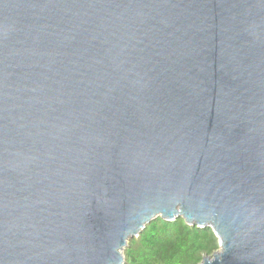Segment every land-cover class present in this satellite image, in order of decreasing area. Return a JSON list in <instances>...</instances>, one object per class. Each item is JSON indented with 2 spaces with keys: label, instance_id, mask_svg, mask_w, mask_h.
<instances>
[{
  "label": "water",
  "instance_id": "obj_1",
  "mask_svg": "<svg viewBox=\"0 0 264 264\" xmlns=\"http://www.w3.org/2000/svg\"><path fill=\"white\" fill-rule=\"evenodd\" d=\"M158 217L264 264V0H0V264H124Z\"/></svg>",
  "mask_w": 264,
  "mask_h": 264
},
{
  "label": "trees",
  "instance_id": "obj_2",
  "mask_svg": "<svg viewBox=\"0 0 264 264\" xmlns=\"http://www.w3.org/2000/svg\"><path fill=\"white\" fill-rule=\"evenodd\" d=\"M218 248L211 228L191 227L180 218L167 222L158 217L129 241L123 257L124 264H199Z\"/></svg>",
  "mask_w": 264,
  "mask_h": 264
}]
</instances>
